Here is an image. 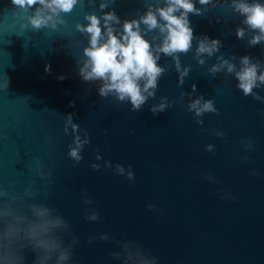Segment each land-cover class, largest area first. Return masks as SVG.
I'll use <instances>...</instances> for the list:
<instances>
[{
  "label": "water",
  "instance_id": "water-1",
  "mask_svg": "<svg viewBox=\"0 0 264 264\" xmlns=\"http://www.w3.org/2000/svg\"><path fill=\"white\" fill-rule=\"evenodd\" d=\"M191 2L186 53L158 52L166 33L139 25L163 72L133 111L81 76L89 35L77 25L113 12L122 34L166 0H77L39 30V4L0 0V264H264V84L246 96L236 79L244 57L264 73V40L251 45L259 30L234 10L264 0ZM212 40L217 50L197 55ZM200 98L216 112L190 111ZM77 137L79 162L68 155Z\"/></svg>",
  "mask_w": 264,
  "mask_h": 264
},
{
  "label": "clouds",
  "instance_id": "clouds-1",
  "mask_svg": "<svg viewBox=\"0 0 264 264\" xmlns=\"http://www.w3.org/2000/svg\"><path fill=\"white\" fill-rule=\"evenodd\" d=\"M12 3L21 7L25 5L31 7L39 4L41 7L35 10V15L29 20L32 28L39 30L48 27L53 16H57L59 13H70L77 4V0H12ZM199 3L202 5L208 4L209 0H199ZM166 4L165 8H158L155 13L149 8L139 21H125L122 27V34L118 35L113 34L114 28L111 27V25L120 23L113 12H108L99 19L95 15L86 16L85 19L88 21V25L83 28L77 25L78 30L89 35V47L84 49V55L87 60L84 68L80 69V74L84 80L100 79L107 81L100 89L99 94L101 96L114 92L119 101H124L127 98L132 105V110L138 111L146 102L148 96L154 94L148 90L156 88L157 79L163 69L157 66L159 57L154 58L149 43L142 38L139 27L141 23L146 25L149 30L158 28L161 34L166 33L162 45L157 49L158 52H162L165 55H173L174 53H186L190 49L192 30L189 27L187 14L194 12L193 3L191 0H166ZM100 7L103 10L105 4L102 3ZM45 9L51 15H44ZM181 9L183 11L179 16L174 15ZM234 10L245 17L244 23L251 29L259 30L260 35L254 36L249 43L255 45L264 40V5L259 3L252 5L239 3L234 5ZM196 14L199 15V12L196 11ZM157 15L165 23L159 24ZM101 19L103 20L104 36L107 37L103 43L100 42L102 39ZM59 22L63 23V21ZM55 26V22H52L51 27L55 28ZM236 35L237 38H242L243 30L238 29ZM206 40L207 38H205ZM218 44L219 41L216 40H212L210 44L202 41L197 48V55L207 53L211 56L217 50ZM199 62L203 63V61ZM241 63L244 67L236 73V79L239 81L238 88L247 96L252 93L253 88L257 87V81L264 84V73L257 76L258 66L250 64L247 57L242 58ZM85 68L89 70L86 72ZM218 70L219 68L216 67L211 69L212 72ZM45 71H48V67L45 68ZM232 71L233 66L228 65V72ZM186 74L187 70L182 75ZM142 79L146 80L143 92H146L147 96L142 95L141 88L137 83ZM201 99L193 101L189 105V110L195 111L196 116H201L205 112H216L213 101H205L201 105ZM164 108L165 105L162 103L158 108L152 109V111L155 113L156 111H163ZM197 123H200V121H197ZM75 127L73 125L74 130ZM74 144L75 147H70L68 155L74 161L79 162L82 144L79 142L78 137ZM207 150H212L211 145L208 146ZM117 171L122 174L124 170L117 165ZM128 179H133L131 171L128 173ZM36 214L46 217L47 209H37ZM91 219L95 220L96 216L93 215ZM48 223L51 226H56L60 221L55 220ZM29 235L35 236L36 233L30 229ZM38 246L47 247L43 241H40ZM61 259H66V257L62 255Z\"/></svg>",
  "mask_w": 264,
  "mask_h": 264
}]
</instances>
